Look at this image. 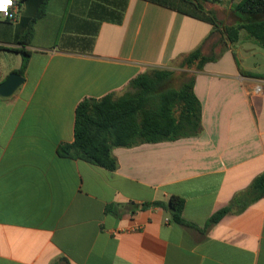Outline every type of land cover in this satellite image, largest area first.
<instances>
[{
  "label": "crops",
  "instance_id": "crops-1",
  "mask_svg": "<svg viewBox=\"0 0 264 264\" xmlns=\"http://www.w3.org/2000/svg\"><path fill=\"white\" fill-rule=\"evenodd\" d=\"M241 1L210 8L228 14ZM26 9L16 22L0 15V83L21 67L17 49L31 53L23 84L0 96V264H264V196L208 225L264 172V72L228 42L196 73L200 134L115 148L111 171L59 154L79 103L178 70L213 25L149 0H49L27 38ZM172 196L186 224L141 208Z\"/></svg>",
  "mask_w": 264,
  "mask_h": 264
},
{
  "label": "trees",
  "instance_id": "trees-1",
  "mask_svg": "<svg viewBox=\"0 0 264 264\" xmlns=\"http://www.w3.org/2000/svg\"><path fill=\"white\" fill-rule=\"evenodd\" d=\"M149 1L207 21L213 29L198 48L179 59L177 71L155 68L132 79L120 96L111 93L99 99H83L76 109L75 139L59 146L61 156L114 171L119 166L113 154L115 148L199 135L202 130V103L194 91L196 73L202 71L208 62L218 60L228 49V42L238 43L241 31L264 47V0H242L233 9L237 22L231 25H225L217 12L208 8V5L219 4L221 0ZM21 2H25L27 9L20 26L26 29L28 38L33 34L34 24L45 14L49 0ZM17 50L23 61L14 72L23 75L31 53L25 49ZM242 73L257 77L255 73ZM175 80L179 81L178 84L174 83ZM263 196L264 172L246 191L237 194L229 205L215 212L208 225L218 223L235 206L243 210ZM184 203L181 197L172 196L169 203L152 202L143 204L141 208L162 207L170 213L173 221L186 224L182 217Z\"/></svg>",
  "mask_w": 264,
  "mask_h": 264
},
{
  "label": "rangeland",
  "instance_id": "rangeland-1",
  "mask_svg": "<svg viewBox=\"0 0 264 264\" xmlns=\"http://www.w3.org/2000/svg\"><path fill=\"white\" fill-rule=\"evenodd\" d=\"M210 6L211 5H208V8H210ZM216 12L220 21L225 25H231L237 22V17L233 12L228 14L226 11L222 10ZM223 18H226V21H224ZM246 35L245 31H241V40L238 43L232 44L234 51L245 67H254L257 68V70L264 72V47L257 44L253 39H249ZM220 49L221 46L218 47L216 51L219 52ZM179 62L176 63V67H178ZM178 82L179 81L177 80L174 81L175 84H178Z\"/></svg>",
  "mask_w": 264,
  "mask_h": 264
},
{
  "label": "water",
  "instance_id": "water-1",
  "mask_svg": "<svg viewBox=\"0 0 264 264\" xmlns=\"http://www.w3.org/2000/svg\"><path fill=\"white\" fill-rule=\"evenodd\" d=\"M24 81L25 78L23 75L12 72L3 82L0 83V96H12Z\"/></svg>",
  "mask_w": 264,
  "mask_h": 264
},
{
  "label": "built area",
  "instance_id": "built-area-1",
  "mask_svg": "<svg viewBox=\"0 0 264 264\" xmlns=\"http://www.w3.org/2000/svg\"><path fill=\"white\" fill-rule=\"evenodd\" d=\"M21 1L22 0H12V2L8 4L4 10H0L2 18L7 21L16 22L18 19L17 14L21 6ZM261 92L262 86L257 85L255 87V93L260 94Z\"/></svg>",
  "mask_w": 264,
  "mask_h": 264
},
{
  "label": "snow or ice",
  "instance_id": "snow-or-ice-1",
  "mask_svg": "<svg viewBox=\"0 0 264 264\" xmlns=\"http://www.w3.org/2000/svg\"><path fill=\"white\" fill-rule=\"evenodd\" d=\"M11 2L12 0H0V10H4Z\"/></svg>",
  "mask_w": 264,
  "mask_h": 264
}]
</instances>
